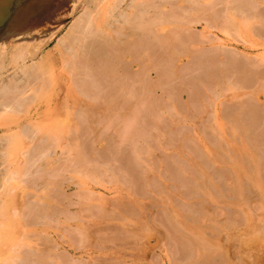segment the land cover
Here are the masks:
<instances>
[{
	"label": "rangeland",
	"instance_id": "1",
	"mask_svg": "<svg viewBox=\"0 0 264 264\" xmlns=\"http://www.w3.org/2000/svg\"><path fill=\"white\" fill-rule=\"evenodd\" d=\"M2 1L7 4H5L6 7L4 6L0 9V49L4 46L3 52H5V56L1 55L0 57L2 62L4 60L5 64L10 62L9 50L16 47L19 43L16 42L9 31L14 13L21 12L27 17L26 21L34 23V26L37 27V31L32 34V36H36L37 40L32 39L28 40V42L35 43L39 41L42 45L39 44L40 48L33 59H26L24 61L23 65L27 63V66L36 63L37 59L44 54L50 53L52 56L57 57L58 51L56 50V45L58 44V40L65 34L73 21L82 14L84 10L83 6L87 7V0L85 2L78 0L74 7H68L70 3L63 2V0H0V2ZM126 1L121 2V7L122 5L125 7ZM200 2L202 0H173V4L175 3L174 7H176L174 11L177 13L173 22L183 25V23H186L185 16L188 12L191 13L190 16H193V19L190 18L192 22H188L190 28L186 33L194 34L203 39L199 43L200 47L197 51L199 54H207L211 58V65L213 67L221 66L223 70H226L225 56H228V53L238 59L248 58L251 62H255L252 70L254 73L252 83L239 82L241 79H238L237 72L233 67H230L225 72L222 80L204 79L201 81L199 79L203 71V65L197 63L193 55L186 56V53L181 51L183 47H179L180 50L175 53V56L169 58L171 56L170 50L168 48L166 50L165 48H161V61L172 60L174 61V63L171 61L172 68L176 67L175 65L177 64V69L176 71H171V69L168 71L167 68H164L166 71L163 70V72H171L170 75L163 77L165 81L152 90L153 94L151 97L140 100L138 108L141 109V116H138L139 114L137 115L135 106L130 113L124 114L122 111H117L118 109L114 111L116 108L111 111L105 103H99L101 100L94 103L85 98L82 99L83 97L75 95L76 93L74 92V95L65 93L64 89L67 88L68 84L66 83L68 82H66V78H63L60 81L62 83L59 82L57 85H60L63 90H61V94L57 98L60 100V104L62 100L65 106H69L71 109L65 107L62 103L63 105L61 104V106L68 111L66 112V109L60 108V110L63 109L62 112L59 111L61 113L46 116L47 128H41V131H39L41 133L34 134V139L33 135H31L29 141L31 145H34L39 140L46 138L48 132L52 133V131L56 132L58 130L56 132L58 133L70 128L73 126V121L76 120L68 112L72 113L70 110L76 107L87 109L90 116L88 114L84 116L86 120H84L85 124L84 121L82 122L84 124L82 128L86 126V129L90 128L98 132L95 133L96 138L95 136L93 137L92 133L90 134L92 130H83L87 131V134L91 136L85 139L88 144L91 142L90 145L86 144V147H92V150L88 147L91 150L90 152L87 153L86 151L87 159H90L88 163L90 162L91 167L88 164L87 166L92 169H90L92 171L91 175L93 177L96 175L98 179L97 181L93 180L94 182H89L90 185L88 187L93 196L88 197V205L83 207L82 204L77 202L76 196L80 186V177L71 173V168L61 167L62 164L59 166L63 169H60L63 173L61 174L60 172V175L53 176L52 180L50 178V182L53 181L61 185L59 184L58 187L57 184L50 189L49 192L51 193H49V196H51L50 202L52 201V203L49 205H44L37 200L41 198L44 181H47L45 173L43 176L39 174L26 177L28 183L29 181L32 182V186H25L22 184L24 183L22 181L20 184L18 182L16 184L14 181H10L9 184H3V186H7L4 189H0L2 191L0 201L5 200L4 204L7 208L18 207L24 201L30 202L31 205H38L37 207H35L36 205L32 206L34 209L37 208L36 211H38H34V215H32L36 218L33 217V222H36V224L31 222L33 220H31V217L29 224L33 225L29 226L28 224L25 228L29 233H31L32 229L35 232H41L42 238L38 240L37 244H39V249L42 252L39 250L35 251L36 253H41V257L38 256L37 258L42 259L37 264H56L57 258H60L62 264H264V241H259L260 237L256 235L258 232L255 234L256 226L253 230V224L255 222L258 223V219L259 221H261L260 219H264V62L259 60V57H264V22L252 17L244 19L245 15L241 14L238 9H236L237 13H234L228 9L224 0H216L214 5L205 3V7L209 8V12H212L215 16L213 26L206 29L207 16L206 14H201L198 9ZM162 6V9H166L169 5ZM244 9L246 10V8ZM255 12L259 13L257 10ZM198 15H200V18ZM239 20H243V22L249 21L244 22L246 24H242L241 21L238 25L237 21ZM231 24H237L241 28V31L243 26L245 30L247 28L249 30V26H251L249 30L251 33L249 31H242V33L240 31L239 33V27L236 30H232L231 28L234 27H231ZM223 27L230 28V32L226 33ZM258 29L262 33L261 37L260 33L258 34L260 38L257 35H252V32H256ZM233 31L235 35L229 36V34L234 33ZM236 31L238 32L237 34ZM51 33L53 34L50 35ZM211 40L220 47L213 49L215 46L211 45ZM176 61L177 63L175 64ZM19 64L22 63L20 62ZM46 66L48 65L42 66L40 69L45 71ZM7 67L8 71L0 75L1 83L6 81L12 72L11 66L8 65ZM18 72H20L19 75L22 74L20 70ZM18 72L16 77H20ZM163 72L161 71V73ZM147 73L149 81H144V85L137 84L134 81L132 82V87L134 86L135 89L141 90L143 88L147 91L151 80H156V76L158 75L154 70H149ZM160 76L161 74H159ZM56 88L54 87L52 90L47 89L49 92L45 91V93L43 92V96L39 95L40 107H43L51 99L56 98ZM197 88L201 91L200 97H204H202L205 101L203 102L204 104L202 103L203 106L198 99H194L193 97ZM127 99L129 103H137L139 101L137 95L133 98V95L130 93ZM195 102L199 105H196L197 103ZM252 105L262 111L261 115L252 114L250 110L253 108ZM235 111L239 115L237 118L234 115ZM10 116L12 115H9V118H7L8 115L5 118L1 116L0 119L4 120L5 123L7 120H10ZM135 116L144 118L143 120L146 118V123H144L146 125L142 127L143 131H141L143 133L138 135V139L135 138L129 141L126 139L124 141L120 137L119 131L125 128L126 125H130L132 120L136 118ZM59 121H61L62 127L59 125ZM219 121L222 123H219ZM236 121L240 122L239 127H235V129L232 125ZM34 122L37 123L38 120H34ZM224 123L229 128L225 129L224 125H221ZM2 124L0 123V127ZM23 124L21 123L19 126H23ZM252 125L254 128L249 127L248 129V126ZM19 126H17V130L15 128L16 131L19 130ZM220 127L224 131L221 136L217 132ZM236 130L238 132H235ZM1 132L0 128V141L4 145L6 142L2 135L3 132ZM224 134L228 136L227 139L223 138ZM254 134L258 136L256 137ZM83 135L85 134L83 133ZM58 136L57 139L55 138L51 141L54 142L53 146H48L47 143L41 142L50 151H48V156L52 163L62 157V149L64 150L68 146L69 141L72 142L74 140L72 138L69 139L67 134H58ZM105 139L106 141L109 139L107 141L108 146L105 143ZM251 139H254L253 142ZM233 140L235 141V145ZM227 141L231 142L232 145H228ZM87 142L85 141V143ZM72 143L76 144L79 142L73 141ZM205 144L213 150V157L202 149V146ZM88 148L86 149L89 151ZM250 152L256 158L250 157V155L252 156ZM93 153L98 154V156ZM90 154L93 155L90 157L88 156ZM67 157L70 158L71 156ZM254 158L262 162V165L257 166L259 171H261L259 175L261 176L260 182L262 185L260 182V184L253 183L247 178L249 169L255 168L253 165ZM46 160V158H39L36 164L33 165L31 170L29 168V170L32 172L36 167L41 168V166H45ZM18 163L20 164L18 165ZM191 163L196 165H190ZM234 163H238L242 168L240 176L238 174V176L235 175ZM15 164V168H22L24 164H27V160H21ZM68 164L69 162L66 163V165ZM202 169L207 174L206 176H201ZM1 171H4L2 166H0V173H2ZM173 172L176 175V180L172 178ZM86 175L89 176L88 173ZM201 177L203 179L204 177L207 178L203 180ZM47 179H49V176H47ZM204 183L207 184L206 186L209 191L212 192L205 190ZM255 184L257 186H254ZM53 187L55 188L53 189ZM42 198L44 200L48 199L46 197ZM51 198L54 199L52 200ZM96 199L97 204L101 206L100 209L94 206ZM218 199L220 202H223L220 203ZM89 205L92 206L91 209ZM49 206L53 212L50 211L51 213H48V216L47 214H43L39 209L48 208ZM172 207L181 216L180 225L182 226H179V229L176 230H180L177 233H183L181 236H186L192 243H198L197 245L204 243L205 247L207 245L203 249L205 251L201 254L202 256L196 254V249H193L196 246L191 245L189 239L193 249V251H190L188 248L189 252L192 253L190 255L189 252H184L188 251L186 247L185 249L182 248L185 240H180L181 242L183 241L180 244V241H176L180 238L183 239V237L175 233L178 239L175 236L176 242H174V238L172 239L170 236L169 226L172 225L170 224L172 223L170 208ZM120 211H123V216H126V214L127 217L131 216L129 217L130 219L120 215ZM39 212L43 215L39 214L41 216L39 218L43 217V219H37ZM219 222L228 224L229 229L220 231L215 226ZM13 224L15 232L18 231L16 223L14 222ZM25 230L23 228V233ZM237 236L236 241L238 242L235 241V237ZM231 240L235 242V246L233 245L234 242L228 243L232 242ZM26 241L23 244L24 247L31 246L29 241ZM213 241L217 242L219 246L210 249V242L212 243ZM249 241H254L252 247ZM242 242L245 245H242ZM9 245L11 246L7 242V247ZM249 250H251V253H249ZM7 258L0 259V264L8 263ZM30 259L33 260V257ZM30 259L27 260V264L33 263L34 260L31 262ZM36 261H34V264H36ZM14 264L17 263L15 262Z\"/></svg>",
	"mask_w": 264,
	"mask_h": 264
},
{
	"label": "bare ground",
	"instance_id": "2",
	"mask_svg": "<svg viewBox=\"0 0 264 264\" xmlns=\"http://www.w3.org/2000/svg\"><path fill=\"white\" fill-rule=\"evenodd\" d=\"M60 1H62V0H60ZM82 1L85 2V0H82ZM122 1H124V0H87L86 1L87 7L83 6L84 10H83L82 14H80L73 21V23L68 27V30L65 32V34L60 37V39L58 40V44L56 43L57 44L56 50L58 51L57 57L52 56L48 52L49 54H46V55L44 54L39 59H37L36 63L32 62L33 64H31L30 66L29 65L27 66V63H25L26 66H24L25 65V64L23 65L24 61L26 59H33L37 55V52H38V49L40 48V45H42L41 43H39V41L38 42L36 41L38 44L36 42L35 43L28 42V40L36 39V36L35 35L32 36V34L37 31L36 30L37 27L34 26V23H30L28 20L26 21L27 17L24 14H22L21 12L18 11L16 13H14L12 21H11V25L9 27V31L13 35V37L15 38L16 42H19L20 44L18 43L19 45L17 44L16 47L9 50L10 51V62L5 64L4 63L5 60L2 62L0 59V75H2V73H5L8 71V67H7L8 65H10L11 66L10 68L12 69L11 74H9V78L6 79V81H3L2 83L0 82V117L3 116V118H5L8 115L7 118H9V115H12V116H10V120H7V121L5 120L6 121L5 123H4V120L0 119V123L1 124L3 123L0 127L1 131L3 132V133L2 132L1 133L4 136V139H5L4 141L6 142V144L3 145L0 141V166H2V168L4 170L3 172L1 171L2 173H0V180H1L0 181V187L2 185V187L0 189L6 188L5 186H7V185L3 186V184H7V183L9 184L10 181H14L16 184H17V182L19 184L24 182V183H22L23 185H25V186L31 185L32 186L33 185V184H31L32 182L29 181V183H28L26 177L31 176V175L32 176L33 175H39V174L43 176V174L45 173V175L49 176V179H47V176L45 177L47 181H44L43 192L41 193L42 194L41 198H38L37 200L40 201V203H43L44 205H49L52 203V201L50 202L51 196H49L50 195L49 193H51V192H49L50 189H52V186H56L57 184H58L57 186L59 187V184H60V183H56L53 181L50 182V178L52 180L53 176L60 175V172H61L60 169H62V168H60V166H61L60 164H62L61 167L71 168V173L76 174L77 176L79 175L80 186L78 188V191L76 190L78 192V194L76 195L77 200H78L77 202L79 204H82V207L88 205V203H87L88 197H90L92 195V192L90 193L91 190L88 187V185H90L89 182H94L93 180L97 181V179H98V177L96 175H94V177L91 175L92 169L90 168L91 167L89 164L90 162L88 163V160H90V159H87V156H86L87 155L86 151H87V153L90 152L92 150V147L88 146L91 148V150H90V148L86 147L87 145H90L91 142H90V144H88L87 140H85V139H88L91 133L93 134V137L94 136L96 137L95 133H98L96 131H93L90 128L86 129V126H85V128H82V125L85 124L84 120H86L85 119L86 117H84V116L87 114L90 116L88 110L85 108H81V109L77 108V107L75 109L72 108L73 111L70 110L72 113L68 112L69 114H72L73 119L75 118V120H76V121H73V124H72L73 126H71L72 128L67 127L68 129H64L58 133H56L58 130L56 132L52 131V133L48 132L49 134L48 133L46 134L47 135L46 138H43V139L40 138L41 140H39L38 143L34 144V145H31V143L29 141V139H31V135H33L32 137L34 139V134L41 131V128H47V122H46L47 120L45 118L46 116H49L50 114L61 113L63 109H66V108L61 106V104L62 103L64 104V102L61 100L62 103L60 104V100L57 98V97H59L58 95L61 94V90H62L61 86L60 85L57 86V85L59 84L60 81L63 80V78H66V80H67L66 82H68V83H66V84H68L67 88L64 89L65 93H71V95H74L73 94V92H74V93H76L75 95H79V97H81V98L83 97L82 99L85 98V99H87L91 102H94V103H97V102H99V100H101V102H99V103H103V104L105 103L111 109V111L116 108L114 111H116L118 109L117 111H122L124 114L130 113L134 109V106H135V108H136L135 110H137L136 113H137V115L139 114L138 116H141L140 115L141 109L138 108V106L140 105V100H142L143 98H146V97H151L153 94L152 90L154 88H157L161 84H163L162 82L165 81V79H163V77L170 75L171 72H169V73L163 72L164 68L165 69L167 68L168 71H169V69H171V71H176V69H177V64H176L177 61L175 62V64H176L175 65L176 67H174L175 69L172 68V66H173V65H171L172 60L171 61H168V60L161 61V59H160L161 48H165V50L168 48V50H170L171 56L169 58H172L175 56V53H177L180 50L179 47H181V48L183 47L181 49V51L186 53V56H192L193 55L196 62L203 65V71L201 72L200 79H199L201 81L204 79L214 80V81L222 80L223 79L222 77L225 76L224 75L225 72L228 71V69L230 67H233L237 72L238 79H241L239 82H244L247 84L252 83V81L254 79L252 77L254 74L252 72V70H253V66H254L255 62H251L250 59H248V58L238 59V58L234 57L232 54L228 53V56H225L226 57L225 58L226 70H223V68H221V66H214L213 67L211 65V58L207 54L205 55V54H199L198 53L197 50L200 47L199 43H201V41H203V39L195 36L194 34H191V33L189 34L188 32L186 33V31H188V29L190 28V26H189L190 24L188 22H192V20L190 18L193 19V16L191 17L190 16L191 13L188 12V14L185 16L186 23H183V25L175 24L173 22V20L176 17L177 13L174 11V9L176 7H174L175 3L173 4V0H163V1H161V0H127L125 3L126 8L124 7V5H122V7H124V8L121 7ZM175 1H177V0H175ZM215 1L216 0H202V2H200V5L198 7L201 14H206V16H207L206 17L207 20H206V24H205L206 29L211 28L213 26V23L215 22V16L212 14V12L211 13L209 12V10H208L209 8L205 7V3H207V4L211 3V5H214L216 3ZM63 2L70 3V5L68 7H70V6L74 7V5L76 4V2H78V0H63ZM224 2L226 4V6L228 7V9H230L232 12L237 13L236 9H238V11L241 14H244L245 15L244 19H249L252 17L254 19L258 18L259 21L264 22V6H263L264 0H224ZM5 4L6 3H4V1L0 2V9H2L5 6ZM166 4L169 5L167 8L165 7ZM162 5H165L164 7L166 9H162V7H163ZM261 6H263V7L260 8ZM239 8H240V10H239ZM244 8H246V10ZM254 10L255 11L257 10L259 13H256ZM9 11H10V9H9ZM198 17L200 18V15H198ZM108 18H110V19L108 20ZM241 21L240 20L237 21V24L239 25V22H241L242 24H246L244 22L249 21V20H246L244 22H243V20H241ZM186 24H188V25H186ZM237 24H233L235 26H233L231 24L232 25L231 27H234L231 29L236 30V28L239 27ZM246 27H247V25H246ZM250 27L251 26H249V30H250ZM243 28H244V26H243ZM243 28H242V31H246V32L249 31L248 28L246 30H245V28L244 29ZM229 29L230 28L223 27V30H225L226 33L230 32ZM238 31L240 33L241 28H240V30L238 29ZM242 31H241V33H242ZM237 33L238 32L236 31V34ZM252 33H253L252 34L253 36L257 35L259 37L258 34L260 33V30L258 29L256 32L253 31ZM52 34L53 33H51L50 35H52ZM261 34L262 33H260V37H261ZM234 35H235V32L229 34V36H234ZM242 35H240V36H242ZM26 40H27V42H25ZM255 42H257V41H255ZM250 43H252V42H250ZM211 45L215 46L213 49H218L216 47H220L218 44L214 43L212 40H211ZM1 47H2V45H1ZM3 47L0 49V57H1V55L5 56V54H4L5 52H3ZM259 60L264 62V57L263 58L259 57ZM20 62L22 64H19ZM172 62L174 63V61H172ZM45 65H48V66H46L45 71H43V69L41 70L40 68L42 66L44 67ZM133 67H135V69H133ZM17 70L18 71L20 70L22 72V74L19 75L20 72H18ZM149 70H154L155 72H157L156 74H158V75L156 76L157 77L156 80H154V81L151 80V82L149 84L150 87L147 89V91L143 88H142V90L141 89H135L134 86H133L134 87L133 88L132 82H134V81H135V83L137 82V84H140V85H144L143 84L144 81H149V76L147 73V71L149 72ZM161 71L163 73H161ZM164 71H166V70H164ZM17 72H18V75L20 77H16ZM159 74H161L160 77H159ZM249 75H251V76H249ZM60 83H62V82H60ZM54 87H57L55 89V94H56L55 97L56 98L54 97L55 99H53V100L51 99L50 101L46 102L43 107H40L39 106V102H40L39 101V95L43 96V92L45 93V91H48L47 89L52 90ZM129 93L133 95V98L137 95L139 101L137 100L138 101L137 103H134V102L129 103V101L127 99V96H129ZM200 93H201V91L197 88L194 92L193 97H194V99H198L202 105V103L205 101L203 99L204 97L202 96V94H201V96L203 98L200 97ZM78 98H77V100H78ZM156 102L158 103V101H156ZM156 102H154V103H156ZM195 103H197V102H195ZM196 105H199V104L197 103ZM64 106H65V104H64ZM65 107H69V106H65ZM60 108H63V109L60 110ZM250 110L252 111L253 115L259 116V115H261L260 113H262V111H260L258 108H256V106L255 107L253 106V108H251ZM59 111H61V112H59ZM65 111L67 112L68 110L66 109ZM187 111H188V109H187ZM237 114H238V112L235 111L234 115L236 116V118H237V116H239ZM239 114L241 115V113H239ZM138 116L137 117L135 116L136 118H134L132 120L130 125H126L125 128H123L119 131L120 135H121L120 137L124 141L126 139H127V141H129L131 139L134 140L135 138L138 137L139 134L143 133L141 131H143L142 127H145V125H146V124H144V123H146L145 122L146 118H145V120H143L144 118H140ZM142 116H144V115H142ZM34 120H38V122L35 123ZM1 121H3V122H1ZM83 121H84V124H82ZM88 121H91V120H88ZM60 122L61 121L58 122L59 125H61ZM239 122L240 121L234 122V124L232 125V126H234L233 128H235V127L238 128ZM21 123L22 124L24 123L23 126H19ZM107 123L109 124V122H107ZM219 123H222V122L219 121ZM90 124H91V122H90ZM225 124L226 123L221 124V125H224L225 129L229 128V126L227 124L225 126ZM253 125L248 126V129H249V127L252 128ZM17 126L20 127L18 131H16L18 129ZM62 126L63 125H61V127ZM221 127L217 131L218 133H220L219 136L223 135V133H224V131L221 130ZM15 128H16V130H15ZM233 128H232V130H233ZM240 128H241V125H240ZM84 129H86V130L89 129V131L90 130H92V131L90 132V134H87V131H83ZM238 130H236L235 132H238ZM39 133H41V132H39ZM83 133L85 135H83ZM58 134H64V135L67 134L69 136V139L72 138V139H74L73 141H78L79 143L73 144L72 143L73 141L72 142L69 141L68 146L65 147L64 150L62 149V157L59 160H55L52 163L49 160V156H48L49 150H47V147H45L41 142L47 143L48 146L49 145L53 146L54 142H51V141H53V139H55V138L57 139V137H59ZM61 136H63V135H61ZM97 136H98V134H97ZM240 136H242V135L240 134ZM223 138L227 139L228 136L225 135ZM254 139H251L252 142ZM108 140L109 139H107V141ZM65 141H66V139H65ZM85 141L87 143H85ZM105 141H106V139H105ZM107 141L105 143L108 146ZM234 142L235 141L233 140V143ZM244 143H247V142H244ZM227 144L230 146L232 145V143L229 141H227ZM247 144H249V143H247ZM234 145H235V143H234ZM252 145H253V143H252ZM240 146H241V144H240ZM242 147H243V144H242ZM86 148H88L89 151ZM202 149H204V151L207 154L212 155L213 150L208 145H206V144L203 145ZM93 154H90L88 156L91 157ZM222 154H223V152H222ZM250 154H252V153L250 152ZM94 155H96V153ZM67 156H71V157L69 158ZM96 156H98V154ZM217 156H218V154H217ZM212 157H213V155H212ZM250 157H255V156L252 154V156L250 155ZM39 158L40 159L41 158L47 159L45 166H43V167L41 166V168L36 167L31 172L30 171L31 168L33 167L34 164H36V162ZM255 158L253 159V165L255 168L249 169V173L247 172L248 173L247 178H248V180H250L253 183L254 182L259 183L260 179H261L259 172L261 173V171H259L257 166H260V164L262 165V162H260L259 160H256ZM21 160H27V164L26 165L24 164V166L22 168L21 167L15 168V165H16L15 163H17L18 161H21ZM67 162H69L68 165H66ZM20 163H18V165ZM146 163L147 162L145 161V164ZM85 164H86V166L88 164L90 167L89 168H88V166L86 167ZM150 164H151V162H150ZM193 164L194 163H191L190 165H193ZM251 164H252V162H251ZM194 165H196V164H194ZM234 167L236 170L235 175L238 174L240 176V174L242 173L241 172L242 168L240 167V165L238 163L237 164L234 163ZM29 168H30V170H29ZM42 168H44V169H42ZM150 168H151V166H150ZM28 170H29V172H28ZM201 171H202V173H201ZM201 171H200L201 176L207 175L203 169ZM246 171H248V170H246ZM62 173H63V171L61 172V174ZM87 173L89 174V176L86 175ZM243 173H245V172H243ZM262 173H263V171H262ZM261 175H263V174H261ZM82 176H84V177H82ZM172 176H173L172 178L174 179L176 177L175 173L172 174ZM242 176H244V175L242 174ZM88 178H89V180H88ZM205 178H207V177H204V179ZM175 180H176V178H175ZM10 185H9V187L11 188L12 185L11 186ZM206 185L207 184H205V190L207 192H212V191H209V189ZM261 185H262V183H261ZM254 186H257V184H255ZM54 188L55 187H53V189ZM56 189H58V188H56ZM260 193H262V192H260ZM250 194H252V193H250ZM0 196H2L1 190H0ZM42 197H46L48 199L44 200ZM237 197H236V199H237ZM215 200H217V199H215ZM96 201H97V199L95 200V202ZM4 202H5V200L0 201V248H1L0 249V259L2 260V259H5L8 257L7 258L8 263H5V264H14L15 262L17 264L18 263L27 264V260L32 258V257H33V260L36 261L37 259H39V258H37L38 256L41 257L40 256L41 253L40 254L36 253L35 250H39L40 252H42V250L39 249V246H38L39 244H37L38 240L40 238H42V236L40 234L41 232H35L32 229V231H30L31 233H29L28 231L25 230V228L29 224V221H31L32 219L33 220L31 222L36 224V222H33L35 217L32 216V215H34V213H33L34 211L38 212V211H36L37 208L36 209L32 208V206L33 205L35 206L36 204L31 205L30 202H27V201L23 202L22 201L23 203L22 204L20 203L21 204L20 206L19 205H18V207L14 206L13 208L9 209L5 206ZM54 202H56V201H54ZM92 202H94V201H92ZM219 202H220V200H219ZM222 202H220V203H222ZM243 203H245V202H243ZM37 206L38 205H36L35 207H37ZM94 206H96V208L99 207V209L101 208V206L99 204H97V202L95 203ZM89 207L91 209L92 206L89 205ZM39 209L42 211L43 214H47V216H48V213L53 212L50 210L51 209L50 206L48 208L45 207V208H39ZM62 211H63V209H62ZM121 213H119V214L123 216V213L122 214ZM125 213H126V211H125ZM35 214H37V213H35ZM39 214H41V213L39 212L37 215H39ZM106 214H107V212H106ZM170 215H171L170 219L172 222L170 224H172V225L169 226L171 228V229L169 228V230L171 231V232L169 231V233L171 234L170 236L172 237V239L174 238V242H176V241L179 242L180 240H185L184 246L181 244L182 248L185 249V247H186V250H188V248H189L190 251H193V249L194 250L196 249L195 250L197 252L196 254H199V256L201 254H203V252L205 251V250L203 251V249L206 248L207 245H206V247H205L204 243L197 245L198 243H196V244L192 243L191 240L188 238L191 242V245L196 246V248L194 247L192 249L189 240L185 236V233H184L185 237H183V236H181V235H183V233H180V234L177 233V232H180V230L176 231L177 229H179V226L180 227L182 226V225H180L181 224L180 214L177 212V210L175 208L172 207V208H170ZM41 216H43V215L41 214ZM41 216L39 215L38 217L37 216L36 217H37V219H43V217L39 218ZM47 216H45V217H47ZM123 217L126 218L127 214H126V216H123ZM123 217H122V219H123ZM129 217H131V216H129ZM129 217H127V218L130 219ZM30 218H31V220H30ZM65 219H66V217H65ZM260 220L261 221H259V219H258V221L256 220L258 222V223L255 222L256 225L252 223L254 225L253 230L255 229V226H256L255 234L258 232L256 235H259V237H260L259 241L260 240L264 241V219H260ZM35 221H38V220H35ZM14 222L16 223L15 225L18 226V231H16V232H15V229L13 227ZM215 223H217V222H215ZM30 224H29V226L33 225V224L30 225ZM215 226L220 231L225 230V229H229L228 228L229 225L225 224V223L219 222L218 224H215ZM23 228L26 231V232L24 231V233H23ZM27 229H29V228H27ZM83 230H85V229H83ZM238 230H239V228H238ZM174 231H176V232H174ZM33 232H35V233H33ZM44 232H46V231L44 230ZM172 232H174V233H172ZM175 233H177L178 236L183 237V239L180 238L179 240H176L177 234H175ZM173 234H174V236H173ZM218 234H219V232H218ZM223 234L225 235V233H223ZM44 235H45V233H44ZM46 236H47V233H46ZM192 238H194V237H192ZM228 238H229V236H228ZM236 238H238V236L235 237V241H236ZM177 239H178V237H177ZM225 239H227V238L225 237ZM26 240L29 241L31 246L24 247L23 244H25L27 242ZM193 240H195V239H193ZM249 240H252V239H249ZM7 242L9 244H11V246L9 245L7 247ZM182 242L180 241L179 244ZM226 242H228V241H226ZM233 242L234 241L228 242V243L231 244ZM236 242H238V241H236ZM249 242L251 243L250 245L252 247V243L254 241H249ZM234 244H235V242L233 243V245ZM236 245H237V243H236ZM242 245H245V243H243ZM218 246L219 245L217 244V242H215V241H213L212 243L210 242V249H212L214 247L216 248ZM251 247H250V249L252 250ZM182 248H179V249H182ZM208 248H209V246H208ZM176 249H178V248H176ZM184 249H183V251H184ZM251 250H249V253H251L250 252ZM231 251H233V250H231ZM184 252H189V250L184 251ZM234 252H236V251H234ZM190 253L191 252H189V255H190ZM232 254H234V253L232 252ZM245 257H248V256H245ZM40 259H42V258H40ZM40 259L38 261H36V264L39 261L41 262ZM30 260H31V262L33 261L32 259H30ZM34 261L32 264L35 263ZM56 261H55L56 264H62L60 258H57Z\"/></svg>",
	"mask_w": 264,
	"mask_h": 264
}]
</instances>
